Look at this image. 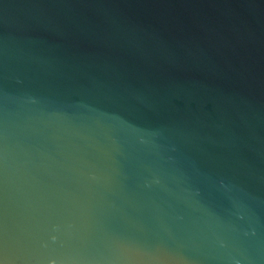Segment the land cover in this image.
Listing matches in <instances>:
<instances>
[{"label":"water","instance_id":"water-1","mask_svg":"<svg viewBox=\"0 0 264 264\" xmlns=\"http://www.w3.org/2000/svg\"><path fill=\"white\" fill-rule=\"evenodd\" d=\"M0 264H264V0H0Z\"/></svg>","mask_w":264,"mask_h":264}]
</instances>
